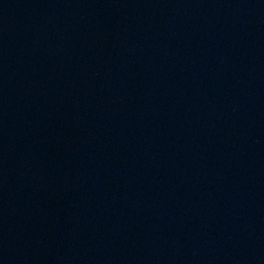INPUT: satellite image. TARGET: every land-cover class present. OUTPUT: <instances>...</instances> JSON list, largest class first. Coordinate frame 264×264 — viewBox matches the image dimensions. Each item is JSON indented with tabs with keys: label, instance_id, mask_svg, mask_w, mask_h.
<instances>
[{
	"label": "water",
	"instance_id": "95a60500",
	"mask_svg": "<svg viewBox=\"0 0 264 264\" xmlns=\"http://www.w3.org/2000/svg\"><path fill=\"white\" fill-rule=\"evenodd\" d=\"M0 264H264V0H0Z\"/></svg>",
	"mask_w": 264,
	"mask_h": 264
}]
</instances>
